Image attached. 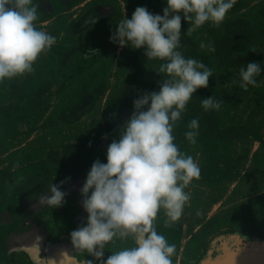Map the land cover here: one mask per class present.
<instances>
[{
	"label": "rangeland",
	"instance_id": "374dc122",
	"mask_svg": "<svg viewBox=\"0 0 264 264\" xmlns=\"http://www.w3.org/2000/svg\"><path fill=\"white\" fill-rule=\"evenodd\" d=\"M33 3L37 28L56 42L32 72L0 82V264H85L94 258L70 241L87 220L80 189L96 160L107 163V147L119 139L133 100L158 91L164 78L156 72L161 62L148 61L144 49L121 48L110 37L137 7L163 15L167 5ZM189 27L182 20L179 51L213 74L173 135L200 174L185 189L190 199L181 217L166 226L161 209L155 224L175 246L172 264H264V0H235L218 26L207 22L191 33ZM251 61L262 71L244 90L239 72ZM206 97L220 101L219 110L205 111ZM192 119L199 121L195 144L185 138ZM50 184L66 193L63 206L38 205ZM133 246L131 237H117L105 246L104 258Z\"/></svg>",
	"mask_w": 264,
	"mask_h": 264
},
{
	"label": "clouds",
	"instance_id": "9594fccd",
	"mask_svg": "<svg viewBox=\"0 0 264 264\" xmlns=\"http://www.w3.org/2000/svg\"><path fill=\"white\" fill-rule=\"evenodd\" d=\"M234 4L235 0H166L163 15L141 6L130 19L119 21L110 40L121 48L144 49L148 61L161 62L156 72L164 78L158 91L133 100L134 111L119 139L107 147V163L96 160L87 173L80 189L86 224L70 233L76 251L99 264H172L175 246L158 232L155 221L161 209L166 226L181 217L190 199L185 189L200 174L193 157L175 143L173 129L213 74L203 62L179 51L182 20L190 25L189 33L207 22L218 26ZM37 19L38 4L33 0H0V82L32 72L39 56L55 44L54 36L37 28ZM261 71L260 63L248 62L239 72L240 88L254 86ZM201 106L205 111L219 110L221 102L206 97ZM187 127L185 138L195 144L198 119ZM48 190L49 195L37 198L38 205L63 206L66 193L60 185L50 184ZM117 237H131L135 246L111 252L105 259V246Z\"/></svg>",
	"mask_w": 264,
	"mask_h": 264
}]
</instances>
